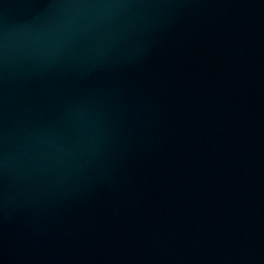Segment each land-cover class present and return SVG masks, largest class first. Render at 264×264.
<instances>
[{"label": "water", "instance_id": "1", "mask_svg": "<svg viewBox=\"0 0 264 264\" xmlns=\"http://www.w3.org/2000/svg\"><path fill=\"white\" fill-rule=\"evenodd\" d=\"M0 264H264V0H0Z\"/></svg>", "mask_w": 264, "mask_h": 264}]
</instances>
